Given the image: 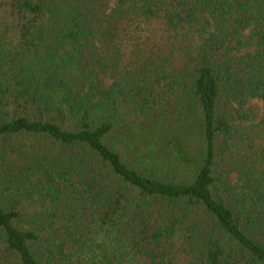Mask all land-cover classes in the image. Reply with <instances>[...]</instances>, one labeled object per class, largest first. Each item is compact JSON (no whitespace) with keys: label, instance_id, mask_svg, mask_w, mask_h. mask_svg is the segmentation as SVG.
I'll return each instance as SVG.
<instances>
[{"label":"trees","instance_id":"16d2710c","mask_svg":"<svg viewBox=\"0 0 264 264\" xmlns=\"http://www.w3.org/2000/svg\"><path fill=\"white\" fill-rule=\"evenodd\" d=\"M0 264H264V0H0Z\"/></svg>","mask_w":264,"mask_h":264}]
</instances>
